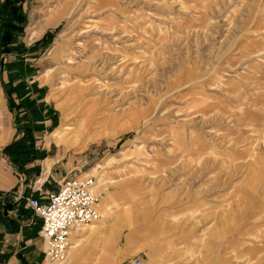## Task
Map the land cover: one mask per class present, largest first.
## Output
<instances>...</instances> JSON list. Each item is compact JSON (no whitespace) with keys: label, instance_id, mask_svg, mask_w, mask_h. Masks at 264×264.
<instances>
[{"label":"rangeland","instance_id":"1","mask_svg":"<svg viewBox=\"0 0 264 264\" xmlns=\"http://www.w3.org/2000/svg\"><path fill=\"white\" fill-rule=\"evenodd\" d=\"M20 7L9 68L34 60L62 181L100 196L60 264H264V0Z\"/></svg>","mask_w":264,"mask_h":264},{"label":"crops","instance_id":"2","mask_svg":"<svg viewBox=\"0 0 264 264\" xmlns=\"http://www.w3.org/2000/svg\"><path fill=\"white\" fill-rule=\"evenodd\" d=\"M40 49L42 45L27 51ZM10 55H0V264H43L46 262L45 244L40 236L42 221L27 207L26 199L33 196L46 203L47 195L56 192L62 183L59 163L51 154L55 147L52 134L59 125L55 124V113L46 100V88L37 83V71L33 64H26L34 60L14 59L16 68L10 69L13 60L5 58ZM20 55L13 56L27 53ZM17 62L22 63V69L17 68ZM65 120L64 116L61 123ZM224 219L219 221L224 228L218 234L238 236L237 243L228 246V250L234 248L239 254L243 251L241 226L237 224L235 231L226 230ZM78 236L72 234V239ZM77 247H72V260L78 253Z\"/></svg>","mask_w":264,"mask_h":264},{"label":"built area","instance_id":"3","mask_svg":"<svg viewBox=\"0 0 264 264\" xmlns=\"http://www.w3.org/2000/svg\"><path fill=\"white\" fill-rule=\"evenodd\" d=\"M93 177L69 178L62 181L46 203L30 196L27 207L42 221L40 236L45 244V260L62 262L71 246L72 233L99 218V195L94 193ZM130 264H143L133 260Z\"/></svg>","mask_w":264,"mask_h":264},{"label":"trees","instance_id":"4","mask_svg":"<svg viewBox=\"0 0 264 264\" xmlns=\"http://www.w3.org/2000/svg\"><path fill=\"white\" fill-rule=\"evenodd\" d=\"M22 2L23 0H3L0 4V30H4L3 33H0V47L2 53L9 54V46L22 35L25 27V17L22 15L20 7ZM50 36V33H47L40 42L33 46V49L36 48L37 45H44V42ZM46 42L47 44L49 43V41Z\"/></svg>","mask_w":264,"mask_h":264},{"label":"bare ground","instance_id":"5","mask_svg":"<svg viewBox=\"0 0 264 264\" xmlns=\"http://www.w3.org/2000/svg\"><path fill=\"white\" fill-rule=\"evenodd\" d=\"M82 178H83V177H81V176L78 177L79 180H81ZM76 231H80V230L78 229V230H76ZM76 231H74V232H76ZM74 232H73V233H74ZM73 233H72V234H73ZM72 247H73V244H72V241H71V246H70L69 250H71ZM69 250H68V252H67V255H68V253H69ZM66 257H67V256H66ZM65 259H66V258H65ZM63 261H64V260H63ZM63 261H62V262H63ZM45 262H48V261L45 260ZM62 262H54V263H58V264H60V263H62ZM48 264H53V263H49V262H48Z\"/></svg>","mask_w":264,"mask_h":264}]
</instances>
